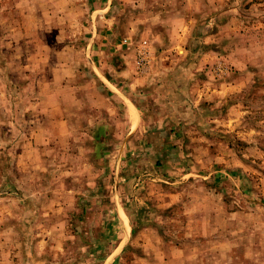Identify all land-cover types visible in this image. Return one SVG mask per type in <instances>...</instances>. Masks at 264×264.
<instances>
[{"label":"rangeland","instance_id":"374dc122","mask_svg":"<svg viewBox=\"0 0 264 264\" xmlns=\"http://www.w3.org/2000/svg\"><path fill=\"white\" fill-rule=\"evenodd\" d=\"M92 40L130 66L142 129L90 145L77 102L35 153L25 111L55 70L82 85ZM2 63L0 264H264V0H0Z\"/></svg>","mask_w":264,"mask_h":264},{"label":"crops","instance_id":"0c3cea01","mask_svg":"<svg viewBox=\"0 0 264 264\" xmlns=\"http://www.w3.org/2000/svg\"><path fill=\"white\" fill-rule=\"evenodd\" d=\"M104 11H108V8H105ZM101 18L104 21V27L103 29L96 31L97 33L99 32V34H102L106 27V29H109L106 24H110L111 22V18L108 20L105 14H103ZM75 49L79 53L81 52V54L89 58V73H87L86 76L84 75V81L82 85L78 86L74 83H71L66 87V89H63L64 80L62 81L61 78V75L63 76V74H58L57 70H55L51 76L52 78L48 81L50 87L49 94H45V96L40 95L38 97L34 96V98L31 97L34 101L37 100L34 102V104L39 106H37L35 110H26L24 113V120L28 119V121L26 122V132H28L29 135L27 144H29L30 146H34L33 150L35 153L42 150L40 148L42 145H46L49 143V146L51 147V141H53L52 145L57 144L58 141L69 142L71 138L70 135L74 131V125L73 123H71L69 116L74 113L73 110L77 102H79L80 107L82 106L84 109L89 110L92 114L95 115V118H93V122H89V127L91 128H87L89 129V131L87 132V139L89 140L90 145L97 146L98 148L105 147L108 144L106 141L108 139H112V137L109 136V132L114 131L115 123L119 127V129L125 131L123 135L125 141L124 144H127L128 141H130L136 134V132H139L142 129V110L135 102L133 96L129 93L124 92L125 90L121 86V83H124L123 86H127L130 85L131 82V78L126 75L127 72H130V66H128L125 59L119 60V55L121 54V52H119L120 54L112 53L111 50L107 48V46H105L103 43H95L94 40H92L91 43L85 44L83 48ZM118 50L119 49H117V52ZM0 65L3 66L4 64L2 63ZM55 66L57 67L59 65L56 64ZM107 67L110 70H108ZM64 75L68 76L67 74ZM71 75L74 76L75 74L72 72ZM58 77L61 79L57 80ZM64 79L66 80V78ZM69 80L70 78H68V82ZM16 81L17 80H10V78L5 80L7 90L2 94L3 99H11V97H13L14 99L15 97H17L16 100H18L22 98L19 97L20 94L18 95L17 93H14L13 90L12 96L11 92L8 89L15 88L21 91V89L24 88L25 84L22 85L23 82L19 81H17L18 88L17 86H13ZM38 87H41V85L39 84ZM74 91L79 92L80 95H77ZM73 93L76 95V97L73 96ZM42 107L46 109L45 114L46 118L48 119V123L46 124H43V121H38V119L35 117L37 112H39ZM6 109L10 114L9 107ZM19 110L21 109L19 108ZM2 113H5L4 108L2 109ZM135 113L136 120L138 119V121L134 120ZM104 115H113L115 116V118L111 122V120ZM121 115H123V118H117V116ZM10 123L11 119L9 118L7 124ZM46 129L48 130V134L45 137H41L39 131L45 132ZM29 132L32 133L30 134ZM59 133L61 136L59 135ZM41 139H47L50 142H46L47 140L41 142ZM118 144L121 145V143ZM24 155L25 154L19 155V159H22ZM38 158L39 157H37V159L35 158L34 160L32 158H29L27 162H37ZM48 159L51 162V158L49 157ZM19 162L22 161L19 160ZM39 175L41 176V172L39 173ZM15 178H20V176L15 175ZM37 193H40L41 195H51L52 192L51 190H46L44 193L40 191ZM125 218L123 220L124 225L127 224V222L125 221L127 219ZM4 222H2L1 225H4ZM1 227L2 226H0V228ZM116 253V251H113L112 253L108 254L107 258L109 259V261L111 258H116ZM114 261L115 260H113V264Z\"/></svg>","mask_w":264,"mask_h":264}]
</instances>
